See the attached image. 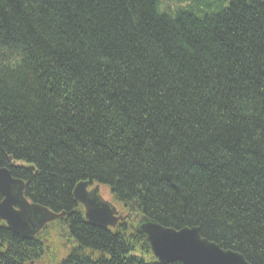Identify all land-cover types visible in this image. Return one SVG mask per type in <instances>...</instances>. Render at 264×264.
Returning <instances> with one entry per match:
<instances>
[{
  "label": "trees",
  "instance_id": "trees-1",
  "mask_svg": "<svg viewBox=\"0 0 264 264\" xmlns=\"http://www.w3.org/2000/svg\"><path fill=\"white\" fill-rule=\"evenodd\" d=\"M160 3L0 0V167L65 213L0 220V264H160L141 217L264 264V0ZM81 182L125 219L88 224Z\"/></svg>",
  "mask_w": 264,
  "mask_h": 264
},
{
  "label": "water",
  "instance_id": "water-1",
  "mask_svg": "<svg viewBox=\"0 0 264 264\" xmlns=\"http://www.w3.org/2000/svg\"><path fill=\"white\" fill-rule=\"evenodd\" d=\"M13 163L11 168H18ZM34 170V167H30ZM26 184L14 178L9 168L0 167V220L23 239H32L51 222L65 216L47 207L30 202L25 196ZM88 182L77 184L75 201L84 207L88 224L100 229L115 228L124 217L117 208L100 195V185L89 190ZM137 229L149 243L160 264H250L242 254L221 248L203 238L197 227L175 230L141 217Z\"/></svg>",
  "mask_w": 264,
  "mask_h": 264
},
{
  "label": "rangeland",
  "instance_id": "rangeland-1",
  "mask_svg": "<svg viewBox=\"0 0 264 264\" xmlns=\"http://www.w3.org/2000/svg\"><path fill=\"white\" fill-rule=\"evenodd\" d=\"M100 195L105 201L112 203L117 208L119 216L122 215V217H124L123 214H121L122 213L121 207L115 201H113L109 189L100 186ZM53 244H55L54 246L55 248H57V251L53 248V252L55 253L56 258L58 259L63 258L71 250L72 247L70 242L68 241L66 242L65 240L60 241L57 239L56 236H53ZM46 262L47 260H42L43 264H46Z\"/></svg>",
  "mask_w": 264,
  "mask_h": 264
},
{
  "label": "clouds",
  "instance_id": "clouds-1",
  "mask_svg": "<svg viewBox=\"0 0 264 264\" xmlns=\"http://www.w3.org/2000/svg\"><path fill=\"white\" fill-rule=\"evenodd\" d=\"M166 4H167V0H161V3H160L161 11H164L166 9ZM184 6H186V4L184 3H174L173 4V7H184Z\"/></svg>",
  "mask_w": 264,
  "mask_h": 264
},
{
  "label": "flooded vegetation",
  "instance_id": "flooded-vegetation-1",
  "mask_svg": "<svg viewBox=\"0 0 264 264\" xmlns=\"http://www.w3.org/2000/svg\"><path fill=\"white\" fill-rule=\"evenodd\" d=\"M93 187H90L89 190H91ZM119 215V214H118ZM122 217V216H121Z\"/></svg>",
  "mask_w": 264,
  "mask_h": 264
}]
</instances>
